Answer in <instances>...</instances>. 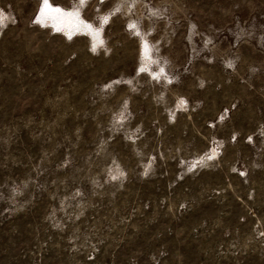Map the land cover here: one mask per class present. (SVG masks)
<instances>
[{"label": "rangeland", "instance_id": "obj_1", "mask_svg": "<svg viewBox=\"0 0 264 264\" xmlns=\"http://www.w3.org/2000/svg\"><path fill=\"white\" fill-rule=\"evenodd\" d=\"M0 264H264V0H0Z\"/></svg>", "mask_w": 264, "mask_h": 264}, {"label": "bare ground", "instance_id": "obj_2", "mask_svg": "<svg viewBox=\"0 0 264 264\" xmlns=\"http://www.w3.org/2000/svg\"><path fill=\"white\" fill-rule=\"evenodd\" d=\"M44 5H47L46 7H48V12L53 13L54 15H56V13L58 14V16H60V11L61 9L57 6L52 5L51 3H45ZM47 11V10H46Z\"/></svg>", "mask_w": 264, "mask_h": 264}, {"label": "clouds", "instance_id": "obj_3", "mask_svg": "<svg viewBox=\"0 0 264 264\" xmlns=\"http://www.w3.org/2000/svg\"><path fill=\"white\" fill-rule=\"evenodd\" d=\"M47 7H44V9H46Z\"/></svg>", "mask_w": 264, "mask_h": 264}]
</instances>
